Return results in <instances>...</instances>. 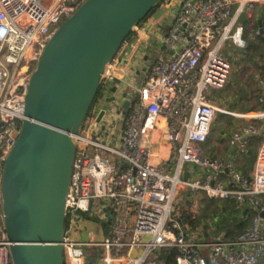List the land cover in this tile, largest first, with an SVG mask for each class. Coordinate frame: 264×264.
Wrapping results in <instances>:
<instances>
[{"label":"built area","instance_id":"1","mask_svg":"<svg viewBox=\"0 0 264 264\" xmlns=\"http://www.w3.org/2000/svg\"><path fill=\"white\" fill-rule=\"evenodd\" d=\"M83 1L0 0V187L25 118L30 75L56 27ZM159 10H168L170 22L160 25L161 15L135 26V40L122 42L100 77L104 98L131 50L146 55L139 85L118 78V94L132 91L123 98L130 101L127 109L120 100L113 120L107 111L97 121L99 109L92 107L71 136L63 264H162L160 250L171 248L174 264H264V111L234 114L238 121L228 138L234 148L226 162L205 147L217 114L228 113L212 92L225 87L232 51L245 44L244 23L252 30L263 18L264 0H163ZM149 31L153 41L143 45ZM256 78L261 105L264 77ZM253 137L260 142L244 175L235 161ZM195 191L231 201L245 229L228 238L215 221L194 224ZM177 194L188 211L174 208ZM9 244L0 190V264H13Z\"/></svg>","mask_w":264,"mask_h":264},{"label":"water","instance_id":"2","mask_svg":"<svg viewBox=\"0 0 264 264\" xmlns=\"http://www.w3.org/2000/svg\"><path fill=\"white\" fill-rule=\"evenodd\" d=\"M157 1L84 0L46 42L28 81L20 133L2 168L1 210L13 264H63L71 136L93 104L106 64ZM112 82L108 103L116 100L121 80ZM131 92L122 91L120 98ZM129 102L123 101L124 111ZM107 111L101 109L97 121Z\"/></svg>","mask_w":264,"mask_h":264},{"label":"rangeland","instance_id":"3","mask_svg":"<svg viewBox=\"0 0 264 264\" xmlns=\"http://www.w3.org/2000/svg\"><path fill=\"white\" fill-rule=\"evenodd\" d=\"M159 14H160V10H158L157 13L154 16H152V18L153 17L156 18L157 16H159ZM262 19L264 21V16ZM260 24H261V20H260ZM263 24H264V22H263ZM256 29H257V27H256V25H254L253 29L250 30L247 27V21H246L244 23L243 33L245 30H247L252 35V34L256 33ZM242 48H234L233 49L232 55H233V57L235 56V58L233 59L234 63L232 66L231 73L229 75V79H228V81H227V83L223 89L217 90L215 92L216 93V95H214L215 99L218 98L219 102H222L223 98L228 99L229 104L226 103L227 104L226 108L228 111H235L238 113H249V112L255 113L257 111H264L256 103V97H257V93H258V89H257L258 84H257L256 76L258 75V77H264V70H262L260 67L256 66L254 63H252L251 60H246L244 58ZM127 50H129V48H127ZM229 50H230V48H229ZM137 55H138V53L134 56V58H136ZM255 59L258 60V57H256ZM261 64L264 65L263 62H261ZM132 67L133 66L131 64L128 71H132ZM102 91H103V88H102ZM115 96H116V100L111 101L107 107L108 108L107 116L111 120H113V117H114V114H113L115 112L114 106L117 102H120V99H121L120 94H118V91L115 93ZM100 98H101V96H98V98L96 99V101L93 104V107L97 106V103L99 102ZM228 105H229V107H228ZM247 108H249V109H247ZM110 113H112V114H110ZM237 121H238L237 118L235 119L233 116H230L228 113L219 112L217 114V117L215 118L213 124H212V128H211L210 134L208 136L207 143L205 144L206 150L208 152H210L211 154L216 155L218 157L224 156V154L227 152L228 147H229V142H228L229 135H230L231 131L233 130V128L235 127ZM109 128H110V126H108L107 129H109ZM111 128H112V130H114L115 125ZM79 131H80V129H79ZM114 132L116 133V128H115ZM93 134L94 133L92 131V133H91L92 137H94ZM109 142H110V140H109ZM259 142H260V139L258 137H256L257 147L259 145ZM111 143L114 144L113 138H111ZM256 151H257V149H256ZM238 157L236 158V161H235L236 165L238 163H240L238 160ZM191 194H192V197L195 199V202H196L195 208L197 209V212H198L196 216H198L200 213V207L201 206H200L199 201L201 199L214 200L217 202L218 205L222 206L224 204L225 206H227V208H229L230 206L233 205L231 201L220 200L217 198H210V197L206 196L202 191H195V192H192ZM184 199L185 198H184L183 194H177L176 199H175L174 208H178V209H181L183 211H188L191 206L188 205L187 203H185ZM95 203L97 205H99V200L96 199ZM96 204H94V206H96ZM211 207L213 208V206H211ZM96 212H97V208L95 207L93 209V213L96 214ZM218 213L220 214V211H218ZM223 217L225 218L227 223H229L231 221L230 216H228L227 214H226V216H223ZM211 219L212 218L210 216H204V217L199 218L198 220L201 223L204 221L208 222ZM220 220H222V219H220ZM77 231L79 232L80 230L77 229ZM221 231L224 232V230H221Z\"/></svg>","mask_w":264,"mask_h":264},{"label":"trees","instance_id":"4","mask_svg":"<svg viewBox=\"0 0 264 264\" xmlns=\"http://www.w3.org/2000/svg\"><path fill=\"white\" fill-rule=\"evenodd\" d=\"M162 1L163 0H158L151 7L148 13L137 23L136 27L140 26L147 18L154 16L159 10V5ZM260 20H261V24H259L258 22L255 24L257 27L256 33L251 35L247 30L244 31L243 38L245 44L242 48V52L246 60H251L252 63H254L256 66L264 70V65L261 64V62L264 63V24H263L264 21L262 18H260ZM135 38H136V32L133 29L125 36L123 42L126 40L128 42H132L135 40ZM256 57H258V60L255 59ZM101 91H102V86L99 85L93 104L96 101L97 97L101 95L102 93ZM259 96H260V91L258 88V98ZM93 104L91 105L88 113H90ZM260 106L262 109H264V101L261 103ZM256 149H257L256 137H253L249 140L247 146L239 152L238 154L239 157L237 156L240 163L236 165V168L244 175H247L252 167L256 155ZM199 203L201 206L200 213L196 217V219L193 220L194 224L199 222L198 220L199 218L204 216H210L212 219L209 221L216 222L215 230L216 231L224 230L228 238H233L235 235H237L238 233L242 232L245 229L247 222L241 220L238 217L236 211L233 208V205L227 208V206H225L224 204L220 206L217 204L216 201L211 199H201ZM211 206H213V208ZM218 211H220V214L218 213ZM226 214L231 218V221L229 223H227L225 218L223 217L226 216ZM184 216L186 218H189V215L185 213ZM204 223L207 225V222ZM104 225L106 226V223H104ZM175 254L176 251L173 248L161 249L158 258L159 261L162 262V264H174Z\"/></svg>","mask_w":264,"mask_h":264},{"label":"crops","instance_id":"5","mask_svg":"<svg viewBox=\"0 0 264 264\" xmlns=\"http://www.w3.org/2000/svg\"><path fill=\"white\" fill-rule=\"evenodd\" d=\"M164 10H162V11H160V14H159V16H161L162 15V19H163V21H162V23H160V25H162V24H164V25H167V23H169L170 22V16L168 15V10L166 11V12H163ZM159 19H161V18H157L156 20H159ZM153 34H155V32L154 33H152L151 31H149L148 33H143V45H150V42H152L153 41V37H154V35ZM131 49V48H130ZM129 49V50H130ZM134 49V48H133ZM131 50V55H130V57L127 59V62L120 68V71L121 72H119L118 73V78H120V79H125V80H127V81H130V84L131 85H129V87H131V86H133V87H135V86H137V85H139V83H140V81H141V78H142V69H143V67H144V65H145V59H144V56H146V55H143V57L141 58L140 57V55H137V57L136 58H134V56L136 55L135 53H134V50ZM144 53H145V51H144ZM131 64H132V71H128V69H129V67L131 66ZM143 64V65H142ZM142 65V66H141ZM123 76V77H122ZM117 78V79H118ZM136 81V82H135ZM137 83V84H136ZM258 89V88H257ZM125 91V90H124ZM217 90H213V92H212V95H213V101L215 100V101H217V104H219V105H222L223 107H224V109H226L227 110V104H229V100L228 99H222V102H219V100H218V98L217 99H215V96L214 95H216V92ZM109 97H110V95L108 96L107 95V97H104L103 98V100L99 103H97V106H95V107H97L98 109H99V111L101 110V109H106V110H108V105H109V103L107 102V99H109ZM257 99H258V93H257V97H256V103H257V105L259 106V107H261L260 105H259V103L257 102ZM121 100V104L123 103V101H124V99L122 100V99H120ZM227 103V104H226ZM228 107H229V105H228ZM98 111V112H99ZM228 111V110H227ZM97 112V113H98ZM122 113H124L123 111H122ZM235 113H238V112H235V111H228V114L230 115V116H233L235 119H236V116L234 115ZM217 117V116H216ZM121 124V117H119L118 118V125H120ZM229 149H230V146L228 147V150H227V152L224 154V156H222V158H225L226 156H227V154H228V152H229ZM220 154V153H219ZM73 236L75 237V238H77V237H79V234H78V232L77 233H73Z\"/></svg>","mask_w":264,"mask_h":264},{"label":"flooded vegetation","instance_id":"6","mask_svg":"<svg viewBox=\"0 0 264 264\" xmlns=\"http://www.w3.org/2000/svg\"><path fill=\"white\" fill-rule=\"evenodd\" d=\"M112 86H114V83H111L110 84V86H109V88H108V90L107 91H105V96L104 97H107V95L109 96H111V88H112ZM101 98H100V100H99V103L103 100V93H101ZM98 98V97H97Z\"/></svg>","mask_w":264,"mask_h":264}]
</instances>
